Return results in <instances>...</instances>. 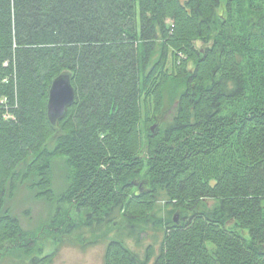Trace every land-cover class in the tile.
Here are the masks:
<instances>
[{"label": "trees", "instance_id": "obj_1", "mask_svg": "<svg viewBox=\"0 0 264 264\" xmlns=\"http://www.w3.org/2000/svg\"><path fill=\"white\" fill-rule=\"evenodd\" d=\"M5 97L0 259L84 226L115 232L105 264H264V0H0ZM24 183L57 205L32 233L7 205ZM146 227L163 240L140 256L125 238Z\"/></svg>", "mask_w": 264, "mask_h": 264}, {"label": "rangeland", "instance_id": "obj_2", "mask_svg": "<svg viewBox=\"0 0 264 264\" xmlns=\"http://www.w3.org/2000/svg\"><path fill=\"white\" fill-rule=\"evenodd\" d=\"M197 46H201V42H197ZM54 167L56 173L55 185L59 187L61 185L60 173L64 171L63 160L56 159ZM25 184H21L15 189L13 198L7 200V205L11 208V212L22 222L24 230L27 233H32V231H37L40 225L49 222L56 212L57 205L44 199L35 198L33 192ZM209 203L212 204V201L209 200ZM65 209H68L67 204L61 206L63 215L66 212ZM70 215L73 219L79 218L76 209L72 210ZM146 229L147 233L143 232L139 235V243L136 237L125 238L129 248L135 250L140 256L145 255L146 248L150 243L155 246V252L159 253L160 243L163 240V233H158V239L155 241L156 229L152 227H146ZM102 232L96 234L93 231L86 230L84 226H78L72 228L71 232L65 234L64 237L59 233H54L52 239L43 238L44 233L42 234L43 237L28 235L22 241L35 247L32 256L25 254L24 250L15 249L7 254L3 253L0 264H105V250L111 239L110 237H114L115 232L108 229L104 232V237L100 235ZM95 240L97 241L95 242ZM9 247L10 244L5 242L0 249V254ZM46 256H50V259H46Z\"/></svg>", "mask_w": 264, "mask_h": 264}, {"label": "water", "instance_id": "obj_3", "mask_svg": "<svg viewBox=\"0 0 264 264\" xmlns=\"http://www.w3.org/2000/svg\"><path fill=\"white\" fill-rule=\"evenodd\" d=\"M47 113L51 124L56 125L67 113V109L76 102V90L70 72L56 77L51 85ZM154 126H152L153 130Z\"/></svg>", "mask_w": 264, "mask_h": 264}, {"label": "built area", "instance_id": "obj_4", "mask_svg": "<svg viewBox=\"0 0 264 264\" xmlns=\"http://www.w3.org/2000/svg\"><path fill=\"white\" fill-rule=\"evenodd\" d=\"M7 99L8 98H6V97L1 99L0 104H3L4 106L5 105H9L8 102H7ZM15 106H17V104ZM3 115H4L5 120L6 119H14L15 118V116L12 113L9 112L8 108L7 109L5 108V113Z\"/></svg>", "mask_w": 264, "mask_h": 264}]
</instances>
